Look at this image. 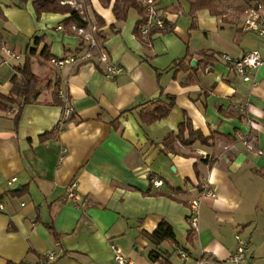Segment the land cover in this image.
<instances>
[{"label": "crops", "instance_id": "1", "mask_svg": "<svg viewBox=\"0 0 264 264\" xmlns=\"http://www.w3.org/2000/svg\"><path fill=\"white\" fill-rule=\"evenodd\" d=\"M114 2L91 0V18L85 16L88 26L99 17L105 20L99 39L109 62L122 66L123 73L109 77L106 64L93 61L58 69L40 57L53 69L46 99L40 93V102L25 106L17 130L15 107L0 109V203L4 205L0 264L40 262L51 252L55 258L47 264H117L112 244L132 264H164L148 259L154 247L143 234L153 232L162 219L174 226L177 235V243L161 244L169 252L168 264H232L237 233L251 246L242 264H264V65L245 81L220 58V54L237 57L264 49V42L233 23H220L207 9L197 11L193 23L198 27L192 29L190 10L183 8L182 0H157L173 31L155 33L152 43L143 44L133 33L140 18L137 11L130 9L127 20L120 21ZM16 4L0 2L6 17L2 20L15 35L11 43L0 42L2 94L10 93L14 67L24 60L22 38L35 55L46 43L55 57L77 55L84 47L82 38L63 31L68 15L43 13L38 19L32 0ZM111 24L118 26L113 32ZM5 46L14 48L20 58L6 55ZM186 46L193 54L191 61L195 58L197 65L201 60L200 66L186 67L174 77V70L167 68L185 54ZM200 50L213 52L216 59L208 62ZM58 75L60 91L70 94L75 112L65 124L62 120L70 116L65 108L48 103L53 89L49 82ZM204 93L207 108L201 101ZM169 95L176 96V104L166 118L146 125L138 109L122 114L125 108L150 99L168 101ZM185 112L194 129L211 140L190 146L176 140V152L168 151L164 138L178 132ZM115 119L117 128L111 124ZM56 126L53 137L40 139ZM14 177L16 181L9 184ZM153 177L165 184L155 187ZM209 177L217 196L203 201L199 228L187 241L188 201ZM72 184L78 202L68 197ZM22 187L26 189L22 196L11 193ZM49 223L58 231V239ZM181 250L188 253L186 260L180 257Z\"/></svg>", "mask_w": 264, "mask_h": 264}, {"label": "trees", "instance_id": "2", "mask_svg": "<svg viewBox=\"0 0 264 264\" xmlns=\"http://www.w3.org/2000/svg\"><path fill=\"white\" fill-rule=\"evenodd\" d=\"M29 0H21L17 3V6H22L23 4L27 3ZM33 6L39 19L43 13H61L66 14L68 17L63 21L65 33L77 35L73 32L70 27L72 24H76L77 26H88L90 21L85 19L84 15L80 13L78 9L75 7H71L69 4H61V1L64 0H32ZM103 2L108 5L111 0H102ZM130 9H135L139 14L140 18L137 20L133 33L143 44H150L153 41V35L158 32L162 33H169L173 31V26L170 24L169 21H166L165 28H155L151 27L149 30V34L147 37L143 36L141 33V27L144 23L147 22L148 16L146 14V9L143 6L141 0H115L113 11L116 15V18L120 21H126L128 18V12ZM207 9L212 15H219L220 10L216 3V0H193L189 3V10L192 18L196 17V13L198 10ZM0 17L4 16L3 12L0 11ZM105 24V20L102 17H99V26L102 27ZM198 26L193 23L192 29L197 28ZM118 26L116 24H111L109 29L113 32L117 29ZM101 33V32H100ZM102 39H106V35H102ZM83 45V42L81 43ZM200 55L204 56V58L209 62L210 60H215V54L208 53L207 51L200 50ZM34 54L30 53L29 47L26 48L24 53V60L22 63L15 65L14 70L15 73L11 77L12 88L9 94H2L0 93V109L3 111L11 110L15 107V112L13 115L14 121V129L17 130L19 120L23 113V110L26 105L31 103L40 102L38 100V96L40 95V91L37 89V75L33 71L32 68V56ZM193 54L190 51L189 46H186V52L182 57L175 59L172 64L167 68L168 70H174L173 76L176 77L177 73L185 69L186 67L191 68L193 70H197L200 66L201 60H198L196 66L191 67L190 61ZM39 57L43 59V61L47 62L51 66H54L51 63V58L55 57L51 53V45L46 43L42 47ZM49 85H53L51 99L48 103L56 106H61L63 108L67 105V100L71 101L70 94L67 95V98H63L60 95V86H61V76L58 75L56 79L52 82H49ZM207 95L204 93L202 95V104L204 108L208 107L207 103ZM176 104V96L169 95L168 101H162L161 99H150L145 102H142L136 106H130L125 108L122 111V114L127 111H132L134 109H138V115L143 124H151L155 121L161 120L163 118L168 117L172 108ZM75 117V112H73L68 118L63 119L61 124H65L72 120ZM118 122V119L112 120V126H115ZM60 124V125H61ZM58 127L56 126L50 131H46L44 134L40 136L41 140H46L50 137H53L57 131ZM178 140L183 145H192L196 141H200L201 144H208L211 140L210 137H206L200 130H195L192 119L190 118L189 114L185 112L184 121L179 124L178 132H170L164 138V146L168 149V151L176 152L174 147V142ZM206 161V160H205ZM25 187H22L19 190H12L11 193L17 196H22L25 192ZM149 193V192H147ZM160 195H168L169 197L176 199L173 194H167L166 192L160 193ZM48 228L50 232L58 239L59 234L56 230L53 223L48 224ZM194 230H190L187 236V241H192ZM144 236L149 240L150 244L154 248H152L148 253V259L151 262H161L164 264L170 263L168 260V253L161 247V244L165 241H173L177 243V235L174 226L166 219H162L159 224L157 225L156 229L153 232H143ZM183 251V250H182ZM187 255L188 253L184 251ZM180 254V253H179ZM181 257V255H180ZM182 259H185L181 257ZM188 258V257H187ZM186 258V259H187ZM185 259V260H186ZM40 264H47L46 256L40 257ZM6 264H30L28 261L24 260L22 262L16 263L12 261H8Z\"/></svg>", "mask_w": 264, "mask_h": 264}, {"label": "built area", "instance_id": "3", "mask_svg": "<svg viewBox=\"0 0 264 264\" xmlns=\"http://www.w3.org/2000/svg\"><path fill=\"white\" fill-rule=\"evenodd\" d=\"M235 1V2H231ZM225 6L219 8L220 14L216 15L220 23L228 22L233 23L238 28L245 32H250L258 36L264 42V0H231ZM143 6L146 9L148 20L141 27V33L147 37L151 27L165 28L166 21H169L166 13L157 4V0H141ZM79 10V9H78ZM80 11V10H79ZM84 14L83 11H80ZM85 16V15H84ZM86 19V16L84 17ZM59 29H63V26H58ZM71 29L82 38L84 47L77 55H69L66 57H52L51 63L58 69H62L68 64L85 63L93 61L96 64L104 62L106 64V75L109 77H115L118 74L124 72V68L120 65L109 62V54L99 39V37L93 32L97 30L96 25L90 26H77L71 25ZM4 52L6 55L13 58H20V54L15 51L14 48L5 46ZM221 60L229 66V68L240 76L243 80L249 81L253 79L256 70L264 65V49H252L245 51L240 56H231L229 54H220ZM60 95L63 98H67V95L60 91ZM66 113L71 115L74 112L72 102L67 100L65 107ZM16 181V178H12L9 184ZM151 182L155 187L163 186L164 180L161 178L153 177ZM217 196L216 188L213 186L211 177L205 182L201 183L198 190V195L188 201V216L187 222L192 230L195 232L199 228L201 205L206 198H215ZM68 197L78 202L80 196L75 191V184H72L68 188ZM4 208V205L0 203V210ZM237 248L235 252L230 256V262L232 264H242L248 260L251 252V246L248 239L244 238L241 233L236 234ZM114 249L115 261L117 264H132L130 260L123 256L115 245H111ZM180 255L183 258H187L188 255L184 251H180ZM47 262L50 259L55 258V253L51 252L46 255ZM31 264H40L39 262H32Z\"/></svg>", "mask_w": 264, "mask_h": 264}, {"label": "rangeland", "instance_id": "4", "mask_svg": "<svg viewBox=\"0 0 264 264\" xmlns=\"http://www.w3.org/2000/svg\"><path fill=\"white\" fill-rule=\"evenodd\" d=\"M2 1H7V3L13 2L15 4V3H19L21 0H0V2H2ZM163 1L167 2L169 0H163ZM171 1H173V0H171ZM191 1H193V0H182L181 4H183V6H184L183 8L187 7V10H189L188 9L189 3ZM229 1H231V0H216V3H217V5L225 6ZM231 2H235V1H231ZM61 4H69L71 7H75L76 9H79L80 11L82 10L84 13L83 15H85L87 13V19L91 18L90 17L91 0H64V1H61ZM159 7L162 8L164 10V12H166V10L163 7H161V6H159ZM89 10H90V12H89ZM208 14H210V13H208ZM95 15L96 14H94V16ZM2 18L3 17H0V42L4 41L7 43H9V42L11 43V41L15 38V35L9 32V30L5 26V22L2 20ZM96 18L98 19V15L96 16ZM216 19H218V18L216 17ZM91 22L94 23L92 20H91ZM189 23L190 24L193 23L192 17L189 19ZM93 25H96V27H97V30H95V31L93 30V32L99 37V35L101 34L100 33L101 31L99 29L100 28L99 21L97 20V22L95 24H92V26ZM70 29H71V27H70ZM73 32H75V31H73ZM199 36H200V38H203L202 37L203 35L200 34ZM27 43H28V41L24 40V38H22L20 40V43H19V46L21 45V46L25 47V48L22 47L23 57H24V53L26 50V44ZM32 65H33L35 73L37 75V89L40 91V93L45 98V95H46L47 90H48V84H47L48 80H49L48 74L50 72H52L53 69L51 67L45 65L41 61L39 55H35V54L32 56ZM187 166L189 167V162H187ZM171 169H173V168L171 167Z\"/></svg>", "mask_w": 264, "mask_h": 264}, {"label": "water", "instance_id": "5", "mask_svg": "<svg viewBox=\"0 0 264 264\" xmlns=\"http://www.w3.org/2000/svg\"><path fill=\"white\" fill-rule=\"evenodd\" d=\"M196 62H197V60L195 58H193L192 61H191L192 66H195L196 65ZM173 170H175L174 167H173Z\"/></svg>", "mask_w": 264, "mask_h": 264}]
</instances>
